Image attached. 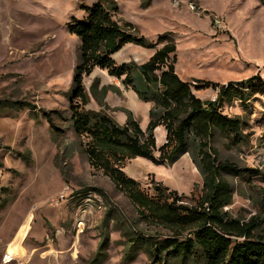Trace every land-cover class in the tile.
Masks as SVG:
<instances>
[{
    "label": "rangeland",
    "instance_id": "rangeland-1",
    "mask_svg": "<svg viewBox=\"0 0 264 264\" xmlns=\"http://www.w3.org/2000/svg\"><path fill=\"white\" fill-rule=\"evenodd\" d=\"M96 1L0 0V100L30 107L0 105V264H91L104 240L100 264H150L134 240L170 235L141 220L131 200L90 166L84 139L70 125L81 42L69 24L83 19L85 6ZM115 1L117 18L133 23L152 44H126L113 56L118 63L144 64L174 40L176 70L184 81L228 84L256 76L264 85V0H149L147 6L143 0ZM93 82L100 95L106 88L108 112L117 122L121 114L128 119V109L148 126L153 103L99 68L84 79L87 109L101 108L90 90ZM192 89L203 100L215 94ZM245 105L236 100L222 108L240 118L238 140L216 130L211 145L221 161L242 169L240 176H227L234 198L225 210L243 223L259 221L256 233L264 237V95H248ZM44 112L54 118L58 135ZM160 127L159 146L166 141ZM124 171L150 196H156L153 180L178 191L189 205L202 194L203 175L190 153L172 165L133 159Z\"/></svg>",
    "mask_w": 264,
    "mask_h": 264
},
{
    "label": "trees",
    "instance_id": "trees-1",
    "mask_svg": "<svg viewBox=\"0 0 264 264\" xmlns=\"http://www.w3.org/2000/svg\"><path fill=\"white\" fill-rule=\"evenodd\" d=\"M149 2L143 0V6ZM85 11L83 19L73 18L69 24V31L81 42L80 63L75 71V89L70 102V125L75 134L84 139L82 147L90 166L108 176L131 200L141 220L170 233L163 239L142 235L133 243L149 256L150 264H264V237L256 233L260 222L253 219L243 223L225 210L234 198L227 176H240L242 169L221 161L218 150L211 145L216 130L234 134L238 140L241 120L225 115L222 108L236 100L246 108L247 96L264 95V85L256 83V76L228 84L199 80L193 85L184 81L176 70L178 55L174 40H167L144 64H120L113 56L126 44L152 47L151 42L139 35L133 23L117 18L119 6L115 0H97L85 6ZM163 41L160 37L158 43ZM96 68L121 80L142 101L153 103L146 130L128 109L124 110L128 116L126 123L117 122L108 112L106 88H102L100 95L96 82L90 90L101 108H86L90 95L84 79ZM192 87L218 90L216 101L201 99ZM1 104L18 111L30 109L20 101L0 100ZM44 115L58 135L61 130L52 115L47 112ZM160 126L166 131V141L158 146L155 131ZM185 153L191 154L204 179L201 197L194 205L186 204L178 191L154 180L156 196H150L124 171L125 163L133 159L145 158L156 165H172ZM104 242L98 248L99 256L91 264L104 260Z\"/></svg>",
    "mask_w": 264,
    "mask_h": 264
},
{
    "label": "crops",
    "instance_id": "crops-1",
    "mask_svg": "<svg viewBox=\"0 0 264 264\" xmlns=\"http://www.w3.org/2000/svg\"><path fill=\"white\" fill-rule=\"evenodd\" d=\"M133 91L131 90V94H130V97H135V95L132 93ZM129 108H131V107H129ZM121 119L122 120H120L121 122V124H124V123H126V117L125 116H123V114H121ZM149 123V122H148ZM141 127L144 129V128H147V126H143V125H141ZM160 129H162L161 127H159V128H157L156 129V131L157 130H160ZM164 129V128H163ZM144 130H146V129H144ZM164 131V133H163V136H164V138H166V131H165V129L163 130ZM157 143H158V141H157ZM159 146V145H158Z\"/></svg>",
    "mask_w": 264,
    "mask_h": 264
},
{
    "label": "built area",
    "instance_id": "built-area-1",
    "mask_svg": "<svg viewBox=\"0 0 264 264\" xmlns=\"http://www.w3.org/2000/svg\"><path fill=\"white\" fill-rule=\"evenodd\" d=\"M218 92H219L218 90H215V94H214V96L211 99L212 101H216Z\"/></svg>",
    "mask_w": 264,
    "mask_h": 264
}]
</instances>
